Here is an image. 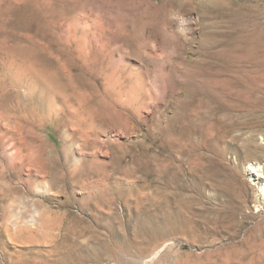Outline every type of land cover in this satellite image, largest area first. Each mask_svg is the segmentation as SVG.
I'll list each match as a JSON object with an SVG mask.
<instances>
[{
	"label": "rangeland",
	"instance_id": "rangeland-1",
	"mask_svg": "<svg viewBox=\"0 0 264 264\" xmlns=\"http://www.w3.org/2000/svg\"><path fill=\"white\" fill-rule=\"evenodd\" d=\"M236 86L264 0H0V264H264Z\"/></svg>",
	"mask_w": 264,
	"mask_h": 264
},
{
	"label": "bare ground",
	"instance_id": "bare-ground-1",
	"mask_svg": "<svg viewBox=\"0 0 264 264\" xmlns=\"http://www.w3.org/2000/svg\"><path fill=\"white\" fill-rule=\"evenodd\" d=\"M221 73V72H220ZM253 76V75H252ZM230 79V78H229ZM229 84V83H228ZM239 87V88H237ZM217 90V89H216ZM218 94H222L220 95L219 97L221 96H226L227 98H229V100H232V101H246V102H249L250 104L254 105L253 102H255V104L257 102H261V103H264V86H261V87H242V86H236V87H230V88H222ZM210 95V94H208ZM211 96V95H210ZM208 96V98L210 97ZM216 96V95H215ZM214 96V97H215ZM218 96V95H217ZM216 96V97H217ZM212 98L210 97L208 100L205 99L208 101H206L207 103H209L212 99L213 101L215 100V98ZM219 97H217L219 99ZM224 98V97H221L220 100ZM180 99V98H179ZM217 99V100H218ZM216 100V101H217ZM224 100H227V99H224ZM228 100V102H230ZM223 101V99L221 100ZM221 103V102H220ZM235 103V102H233ZM260 103V104H261ZM211 104V102H210ZM216 104V103H215ZM219 104V103H218ZM228 104V103H227ZM236 104V103H235ZM234 104V105H235ZM239 104V103H238ZM242 106L243 104L240 103ZM245 104V102H244ZM225 105V103L223 104ZM233 105V106H234ZM259 105V104H258ZM256 105V108L257 106ZM264 105V104H263ZM261 105V106H263ZM207 106V104L205 105V107ZM214 106V105H212ZM211 106V107H212ZM218 106V105H217ZM217 106H215L214 108H216ZM222 107V105H220ZM236 106V105H235ZM241 106V107H242ZM255 106V105H254ZM209 107V106H208ZM213 110V108H211ZM239 107V106H238ZM237 107V108H238ZM241 107L239 109H241ZM220 108V107H219ZM246 107H244L245 109ZM247 108H248V105H247ZM246 108V109H247ZM250 110L249 112H252L253 110H251V106H249ZM255 108V107H253ZM260 108V106H259ZM217 109V108H216ZM215 109V110H216ZM226 110L225 111H228L227 108H225ZM229 109V108H228ZM239 109L238 112L240 111ZM207 110V108H206ZM232 110H234V108H232ZM209 111V110H208ZM219 111V109H217V112ZM235 111H236V108H235ZM223 112V111H222ZM232 112V111H231ZM241 112V111H240ZM254 112L255 109H254ZM208 113V112H207ZM211 113V115H213L212 112H209V114ZM225 113V112H224ZM223 113V114H224ZM237 113V111L235 112ZM243 113V111H242ZM209 114H207V119H211L209 117ZM216 114V113H215ZM231 114V113H230ZM240 114V113H239ZM244 114V113H243ZM246 114V113H245ZM206 115V114H205ZM220 115V114H218ZM226 115V114H225ZM224 115V116H225ZM217 116V114H216ZM232 115H229V117H231ZM239 116V115H238ZM242 116V115H240ZM239 116V117H240ZM244 116V115H243ZM246 116V115H245ZM250 116V115H249ZM262 115H260L261 117ZM264 116V115H263ZM204 117V116H203ZM214 117V116H213ZM219 117V116H218ZM222 117V116H221ZM235 117V116H234ZM223 118V117H222ZM227 118V117H226ZM242 118V117H241ZM247 118V117H246ZM254 118H259V116L256 115V117ZM251 120V121H246V122H229L227 119H230V118H227L225 121V119H211V120H208L209 123L211 122L212 124V127L214 125V127H217V129L219 130V132H217V134H220V137L221 139H226V138H230L233 140H236L238 141L239 139H244V135L247 137L248 140H246L244 142V145L241 144L243 147L241 148V150H237V151H240L242 154H243V158L244 160H246V163H248V167L244 169V176L247 177L250 181V186L253 187V185H258L261 186V187H264V142H261L259 141V136L260 134L264 136V121L263 120H260V119H254ZM262 118V117H261ZM206 119V120H207ZM233 120H236L233 118ZM238 121V120H236ZM245 121V120H244ZM179 127V126H178ZM163 130V129H162ZM217 131V130H216ZM259 135V136H258ZM258 136V137H257ZM219 137V136H218ZM219 137V138H220ZM258 138V139H257ZM229 139V140H230ZM246 139V138H245ZM228 140V139H227ZM239 140L238 142L240 143ZM218 141V140H217ZM221 142V140L219 141ZM226 142V141H225ZM243 143V141H242ZM226 144V143H225ZM228 145V144H227ZM239 147H241L240 145H238ZM227 147V146H225ZM237 147V146H236ZM227 149V148H226ZM229 149V148H228ZM234 150H236V148L234 147ZM236 151V152H237ZM235 152V151H234ZM239 153V152H238ZM240 154V153H239ZM240 157V156H239ZM238 158V157H237ZM243 161V160H242ZM243 163V162H242ZM258 186V187H259ZM138 226V225H137ZM140 226V225H139ZM143 227V226H142ZM150 227V226H149ZM154 227V226H153ZM136 228V227H135ZM155 228V227H154ZM152 229V228H150ZM139 230V229H138ZM150 234L155 237L158 235V233L156 232L155 229H152L151 231H149ZM142 233V232H141ZM156 238V237H155ZM103 242V241H102ZM106 242V241H105ZM103 244V243H102ZM155 247V246H154ZM153 247V248H154ZM152 249V248H151ZM99 253V252H98ZM95 255V254H94Z\"/></svg>",
	"mask_w": 264,
	"mask_h": 264
}]
</instances>
